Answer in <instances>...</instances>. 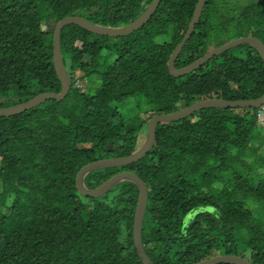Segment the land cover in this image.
<instances>
[{"label":"trees","instance_id":"trees-1","mask_svg":"<svg viewBox=\"0 0 264 264\" xmlns=\"http://www.w3.org/2000/svg\"><path fill=\"white\" fill-rule=\"evenodd\" d=\"M152 1L0 0V108L61 92L53 63L61 20L80 16L103 27H123ZM216 1H207L177 68L207 54L210 41L232 34L237 25L234 37L218 47L247 36L264 43V0L234 2L227 11ZM197 3L162 0L147 24L124 37L63 28L62 56L72 81L68 96L0 117V264H143L133 236L137 185L125 181L90 198L77 188L79 172L136 152L149 113L264 95V61L250 45L187 76L170 75V57ZM257 111L207 108L160 123L144 159L94 171L85 184L95 189L122 172L147 184L142 238L154 264H198L221 255L264 264V132Z\"/></svg>","mask_w":264,"mask_h":264},{"label":"water","instance_id":"water-1","mask_svg":"<svg viewBox=\"0 0 264 264\" xmlns=\"http://www.w3.org/2000/svg\"><path fill=\"white\" fill-rule=\"evenodd\" d=\"M207 1L208 0H198L193 17L188 26V30L183 40L177 45V47L175 48V50L173 51L170 57L168 63V69L170 75L175 78H181L187 76L195 72L199 68H201L204 64L210 62L213 58L218 57L224 54L225 52L242 45H250L255 47L262 56V59L264 61V43L259 38H256L254 36H247V37L231 40L220 47L214 48L213 50L209 51L201 58L197 59L196 61L192 62L191 64L185 67L182 68L176 67V61L180 56L181 52L183 51L185 45L193 35L195 28L199 23L201 16L204 12ZM161 2L162 0H153L152 3L146 9V11L137 20H135L133 23L129 25L118 28L103 27L94 24L91 21L80 16H69L61 20L56 25L54 31V39H53V46H54L53 63L58 79L60 80L62 85L61 92L41 93L35 96L34 98L28 100L27 102L7 108H0V117H12L15 115L23 114L31 109L41 106L47 101L56 100L58 102H61L68 96L72 88V81L67 72L62 56L61 32L63 28L69 25H76L88 32L100 36H108V37L128 36L133 34L135 31L139 30L140 28H142L145 24H147L150 21V19L153 17L157 9L159 8ZM263 104H264V95L257 99L238 100V101L207 99V100L199 101L189 106L188 108L176 113L156 114L155 116L152 117L149 123L146 142L145 144H143L144 146L140 147L139 151L133 153L130 156L121 157V158H108L88 164L79 172L77 176V188L83 196L90 198H100L105 194H107L113 187H115L116 185L122 182L129 181L135 183L139 189V200L134 218V227H133L134 243L138 256L142 261V263L154 264L149 259L145 251L143 238H142V227H143L144 217L149 199V191L147 184L137 174L126 172L113 176L112 178L104 182L101 186L95 189H90L85 185V178L87 177V175L101 169L129 166L144 159L154 147L157 127L160 123H171V122L181 121L183 119L192 116L196 112H199L207 108L258 109ZM198 264H252V263L242 257L232 256V255H221L202 261Z\"/></svg>","mask_w":264,"mask_h":264},{"label":"rangeland","instance_id":"rangeland-1","mask_svg":"<svg viewBox=\"0 0 264 264\" xmlns=\"http://www.w3.org/2000/svg\"><path fill=\"white\" fill-rule=\"evenodd\" d=\"M234 2H236V3H238V4H240L241 6L242 5H244L245 3H247V0H217L216 1V4H217V6L220 8L221 7V10H223V11H227L226 10V7L225 6H231V5H233L232 3H234ZM228 4V5H227ZM225 7V8H224ZM223 8V9H222ZM236 25V24H235ZM239 31V26L237 25V27H234L232 30H231V32H232V34L231 33H228V34H224V33H221L219 36H218V38H216L212 43H211V41L209 42V45H210V50H212V49H214V48H216V47H218L219 46V44H221V42H224V41H227V40H229L232 36L234 37V35L237 33ZM232 37V38H233ZM236 39V38H235ZM157 40H160V42H163L164 41V39H162V38H157ZM157 42V41H156ZM232 50V49H231ZM102 54L103 55H105V51L104 52H102ZM233 54L234 55H237L238 54V51L237 50H235V51H233ZM116 59V57L113 59V60H115ZM80 85L81 86H84L85 84L87 85V86H90V84H89V81H86V82H83V81H81L80 80ZM136 99H139V97H137ZM142 100H143V98L142 99H140L139 100V102H142ZM12 103V102H11ZM197 103V102H196ZM17 105V104H16ZM141 107L143 108V109H145V108H147V103L145 102V104H142L141 105ZM182 111V110H181ZM176 113V112H175ZM156 114H152V113H149L146 117L148 118V117H151L150 118V120H149V122H148V124L146 125L145 124V126H144V130H143V133H142V135L140 136V138H139V144H138V148H139V145L141 144V147L142 146H144L143 144H145V142H146V139H147V134H148V127H149V123H150V121H151V119H152V117L153 116H155ZM129 116H132V114L129 112ZM129 121V120H128ZM261 128L263 129V132H264V125H262L261 126ZM137 148V151H139L140 150V148L138 149ZM136 151V152H137ZM135 153V152H134ZM132 155V154H131ZM130 156V155H129ZM118 158H120V157H118ZM106 159H108V158H106ZM102 160H104V159H102ZM135 164V163H134ZM122 173H126V172H122ZM86 185V184H85ZM217 186H219V187H222V185L220 184V183H218L217 184ZM1 184H0V191H1Z\"/></svg>","mask_w":264,"mask_h":264},{"label":"built area","instance_id":"built-area-1","mask_svg":"<svg viewBox=\"0 0 264 264\" xmlns=\"http://www.w3.org/2000/svg\"><path fill=\"white\" fill-rule=\"evenodd\" d=\"M257 122L260 125H264V104L260 108H258V111H257Z\"/></svg>","mask_w":264,"mask_h":264},{"label":"crops","instance_id":"crops-1","mask_svg":"<svg viewBox=\"0 0 264 264\" xmlns=\"http://www.w3.org/2000/svg\"><path fill=\"white\" fill-rule=\"evenodd\" d=\"M213 50V49H212Z\"/></svg>","mask_w":264,"mask_h":264}]
</instances>
